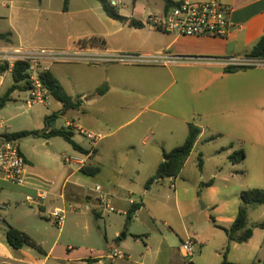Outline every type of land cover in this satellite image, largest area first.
<instances>
[{
  "label": "crops",
  "instance_id": "0c3cea01",
  "mask_svg": "<svg viewBox=\"0 0 264 264\" xmlns=\"http://www.w3.org/2000/svg\"><path fill=\"white\" fill-rule=\"evenodd\" d=\"M190 1L206 2L209 0ZM219 1L232 9L229 16L231 25L224 38H187L160 31L147 24V22L150 15H162L166 11L164 1L149 0V4L156 8L152 13H149L146 6L141 3H139L141 4L140 10H136V6L139 5L137 0L135 9L130 15L121 13L119 9L118 11L120 15L142 23V28H131L135 31L147 28L149 30L147 35L137 36L133 42L126 43L127 37L120 36L117 33L121 29L119 27L116 31L109 33L108 35L111 36H107V38L99 36L97 39L101 42L99 46L90 43L76 44L73 47L72 50H81L85 54L157 55L166 52L173 56L190 57L191 59L166 64L103 62V90L100 93L96 92L94 96L95 100L103 98V163L101 162L99 146L87 161L88 166L99 168V172L95 176L85 175L81 172V169L73 166L75 167L74 171L73 169L71 173L68 171L62 179L49 180L42 175L43 173L32 162L30 156L22 150L19 143L21 152L27 162L25 185L17 186L0 181V198L2 199L0 201V264H200L199 259L202 258L203 251L199 256L195 255V247L200 245L201 249L203 248L204 250L209 245V240L204 232L209 224L205 220L201 226L196 225L189 220V212L181 210L179 197L181 191L186 192L185 186L171 184V186L174 185L172 188H174L175 206L171 203L168 205L164 203L162 205L165 209L161 211L160 200L158 201L155 197L156 194H154V197L151 196L154 192V187L151 188V185L155 182L160 183L163 180L157 174L158 168L165 161V154L181 146L186 141L190 125L200 129L199 138L179 176L167 179L178 180L180 178L194 150L206 139L208 131L220 133L217 129L218 124H216L215 119H212L214 117L219 118L222 114L211 117V113H203L205 110L202 108L203 106H197V117L200 122H195L196 118L194 117L196 116H190V111L193 108L188 111L187 105L183 106L181 96L183 92L188 91L189 88H200L204 93L208 94L207 90L211 89L213 90L212 101L219 105V109H221L224 105L230 104L228 90L234 93L236 85L243 88L248 87L246 82L236 83L229 78L246 74L250 68L232 69L231 72H227L223 60L231 57H246L256 43L264 38V0ZM61 2L62 9L54 12L50 7L52 0H0V33H10L7 41H0V47H30L27 44L29 41L34 40L35 35L41 29L42 23L49 25L55 23L56 19L52 15H57V19L60 16L70 15L72 14L73 4L77 5L76 0H70L68 11L64 12V0H60V4ZM87 3L92 2L85 0L78 2L81 6ZM109 20L113 28L118 26L117 24L128 25L111 18ZM49 65L46 64L44 67L51 70ZM189 67L203 69L205 70L204 74H202L203 72L197 73V76L191 79L188 74L181 71L182 68ZM173 76H176V78H173ZM12 84L13 79L10 72L0 75V89H5L6 92ZM173 85H178V87L172 90ZM198 93L202 92L199 91ZM28 96L25 98L26 105H28ZM49 97L50 95H48ZM79 98L82 101L81 108L84 105L82 99L86 98V95ZM205 100L209 103L211 102V99ZM73 111L68 110L61 113V115L70 116V118L65 119V123L68 125L67 128L73 131V140L87 151L89 146H85L83 143L87 139L82 134L76 135L74 129L80 128L84 131L93 132L95 126L87 124L86 128H81L74 124L75 118L71 116ZM52 115H46L44 123L46 118ZM77 119L80 120L79 118ZM143 119L144 121L138 127L136 126L131 131H127L123 137L117 138L115 135L117 130L112 131L109 129V124L112 122L122 123L117 128L120 129ZM147 123L149 124L148 126ZM55 125V120L54 126L50 123L52 128ZM146 127L151 129L149 134L151 135L152 147L140 153L136 160L129 158V153L136 150L139 132ZM0 130H3L2 126H0ZM4 133L16 132L4 131L0 133V137ZM50 139H45L49 146L53 142ZM76 152L78 154L81 153ZM234 152L236 151H234L233 144H230L225 152L226 159L231 161L230 156ZM244 159H246V154ZM129 165L135 168L134 174H130L126 170L127 167H130ZM141 166L149 169L145 173L144 178L138 176L140 175L138 168ZM77 173L97 179V182L101 180L99 178L103 177L102 183L96 184L101 186V191L96 192L93 189L90 190L93 194H87L83 185L71 180L72 176ZM152 179L154 180L147 186ZM211 183L212 181H209L204 185H210ZM11 190H14L17 194L15 196H24L26 201H28V198L35 199L39 191L48 192V197L37 203L28 201L31 205H37L38 211L31 208H19L15 209V212L18 213L11 215L10 205L12 200L10 198L12 197H1L3 192L7 193ZM157 191L160 192V189L158 188ZM50 196L61 199L63 207L70 202H83L86 206L85 212L89 210V204H92L93 213L96 215H99L98 207L102 206L100 197L103 198L104 204L115 207L113 212L103 208L107 213V227L110 229L106 230L105 248L93 251L81 246V244L74 246L72 242L64 241L61 233L56 234L52 225L47 222L52 211V208L47 205V199ZM143 197L145 201H148L147 204L143 201ZM50 202L53 205L55 203L54 199ZM138 203L142 206L133 214L132 219L127 222L129 209L133 204ZM157 209L159 212H157ZM85 212L83 214H86ZM114 212L119 215L112 217ZM158 221L162 224V229L156 225ZM136 222L145 227L142 237L138 236L139 234H130L129 232L128 226L130 225V228H132V223L135 224ZM8 226H13L30 236L42 248V252L27 246L20 249L11 247L5 235ZM62 227L59 228V231ZM127 228L128 231L125 238H121L122 231ZM83 231L88 232L87 226L83 227ZM130 235H132V239H130ZM187 239L194 241V253L188 257L182 250V244ZM243 244L233 242L230 246V251L239 250ZM220 249L223 248H217L215 251V258L219 256ZM227 260L233 263L246 264L240 259L229 260L227 258ZM213 263L216 264V260ZM222 263L223 261L217 262V264ZM255 263L263 264L264 262L258 260Z\"/></svg>",
  "mask_w": 264,
  "mask_h": 264
},
{
  "label": "rangeland",
  "instance_id": "374dc122",
  "mask_svg": "<svg viewBox=\"0 0 264 264\" xmlns=\"http://www.w3.org/2000/svg\"><path fill=\"white\" fill-rule=\"evenodd\" d=\"M79 1L76 0L77 5L73 4L72 14L60 16L58 19L57 15H52L56 19L55 23L51 25L42 23L39 33L27 45L34 48L67 52L72 50L76 44L92 43L99 46L101 44L100 40H97L99 36L107 38V36H111L108 35L109 33L116 31L119 27L121 29L117 33L120 36L127 37L126 43H131L137 36L147 35L149 32L147 28L135 31L124 24H117L118 26L113 28L108 16L103 12L97 0H85L92 3L82 6L78 4ZM119 2L118 9L125 15H130L135 9L136 3L133 0H119ZM139 3L145 5L149 13L156 10L149 4V0H138ZM141 4L136 6V10H140ZM50 7L54 12L61 10L62 2L60 4V0H52ZM82 10L84 11L83 14ZM188 59L191 58L180 57V60H176L175 63ZM46 64H50V71L74 99L86 95L87 99H82L84 105L80 109L71 112V116L75 118L74 124L81 128H86L87 124L95 126L94 134L101 137L98 146L99 150H101L100 157L103 163V98L101 100L94 99L96 92L100 93L103 90V62L64 60ZM182 69L181 71L188 74L191 79L195 78L197 73L203 72L202 74H204L205 71L192 67ZM247 71L246 74L229 78L236 83L246 82L248 87L243 88L236 85L234 93L228 90L230 104L224 105L221 109H219V105L212 101L213 90L211 89L207 90L208 94L204 93L200 88H189L188 91L183 92L181 95L183 106L186 104L188 111L193 108L190 111V116H196L194 117L196 118L195 122H200L197 117V106H203L202 108L205 109L203 113L209 112L211 117L222 114L219 118L214 117L212 119H215L216 124H218L217 129L220 133L207 132L206 139L194 150L178 180L166 178L160 183L155 182L151 185V188L154 187V192L151 196L154 197V194H156L155 197L158 201L160 200L161 211L165 209L163 207L164 203H167V205L171 203L175 206L174 188H172L171 184L185 186L186 192L181 191L179 197L181 210L183 212L185 210L188 211L189 220L196 225L201 226L205 220L209 224V226L206 225L207 230L204 231L209 240V245L204 250L203 248L201 249L200 245L195 247V255L199 256L203 251L202 258L199 259L200 264H215L213 263L215 260L217 264V262L223 261L228 244L227 236L222 227L230 228L235 220L238 208L241 205V192L251 189H264V67H256ZM173 78H176V76H173ZM177 87L178 85H173L171 89L175 90ZM199 91L202 93H198ZM4 92L5 89H0V96ZM27 96V90H17L12 94V100L4 108L0 109V126L3 127L0 133L4 131L40 130L45 127L44 117L50 114L56 115V118L51 121V125L54 120L56 121L54 128L68 127L65 119L70 118V116L61 115L63 109L61 103L49 97L46 104L29 107L25 103ZM205 99H211V102L209 103ZM143 121L144 119L139 120L133 125L129 124L120 129L117 128L122 123L112 122L109 124V129L112 131L117 130L115 133L117 138L123 137L127 131H131L136 126L138 127ZM74 130L76 135L80 134L77 129ZM150 131L151 129L146 127L139 132L136 150L129 153V158L136 160L140 153L152 147ZM50 140L53 141L51 146L47 145V140L33 136L22 138L19 143L22 150L30 156L32 162L43 173L42 175L49 180L56 181L57 179H62L68 171L71 173L72 169L73 171L75 169L73 166L70 167L64 164V157L77 156L78 153L61 137H54ZM83 143L85 146L90 145L88 140L83 141ZM230 144H233L234 151L245 152L246 159L240 162H231L226 159L225 152ZM200 158L203 160L202 168L199 165ZM129 166L126 170L132 174L135 168L131 165ZM138 171L140 172L138 176L144 178L145 173L149 169L141 166ZM99 179L103 180V177ZM71 180L83 185L87 194L92 192L90 190L94 189L96 191V184L101 182V180L97 182V179L87 177L81 173L73 175ZM209 181H212L210 185H204ZM158 188L160 192L157 191ZM11 191L3 192L1 196L2 198L12 197H9L12 200L10 205L11 215L18 213L15 212V209L19 208H31L38 211L37 205H31L24 196H15L14 190ZM53 199L55 201L54 205L50 202ZM143 201L146 204L148 202L144 200V197ZM47 205L52 208L51 213L54 211V207L67 211L64 225L60 231L52 219L51 213L47 220L56 234L61 233L63 235L64 241L72 242L74 246L81 244V246L93 251L105 248L106 230L110 229L107 227L108 217L103 210V206L98 207L99 215H96L93 213L92 204H89V210L85 212L86 206L83 202H70L63 207L61 199L50 196L47 199ZM48 210L50 209L48 208ZM83 212L86 214H83ZM157 212H159L158 209ZM116 213L114 212L112 217L119 215ZM19 215L22 216L21 213ZM263 222L264 206H249L248 225L253 230V236L246 244L240 246L239 250L235 252L228 251L225 256L229 260L240 259L246 264L255 263L258 260L264 262V229L258 226V224ZM132 225V228H130V225L128 226L130 234L136 233L142 237L145 227L138 222L132 223ZM156 225L161 229L163 227L159 221L156 222ZM85 226L88 228L87 233L83 231ZM128 228L123 230L122 234L127 233ZM130 239H132V235H130ZM217 248L223 249H220L219 256L215 258Z\"/></svg>",
  "mask_w": 264,
  "mask_h": 264
},
{
  "label": "built area",
  "instance_id": "2783aa9c",
  "mask_svg": "<svg viewBox=\"0 0 264 264\" xmlns=\"http://www.w3.org/2000/svg\"><path fill=\"white\" fill-rule=\"evenodd\" d=\"M177 5L170 7L162 15H150L147 24L165 33L176 34L187 38H224L227 35L230 23L231 7L219 0L206 2H192L190 0H179ZM111 5L117 7L118 0H112ZM64 60H82L87 62H121L125 64H150V63H171L180 60V57L173 56L166 52L157 55H133L116 54L106 55L103 53L85 54L81 50H70L67 52L51 51L42 48L19 46L15 48L0 47V61L8 62L12 67L16 61H24L29 64L28 81L29 96L28 106L46 104L49 92L43 86L39 77L44 65L48 62ZM226 69H249L264 67V58L231 57L223 60ZM70 126V125H69ZM80 134L90 142L86 153L77 156H65L64 164L82 169L87 165L88 159L93 155L101 139L99 135L77 128ZM27 162L21 152L19 140L0 137V181H5L17 186H24L26 181ZM174 187V185H172ZM101 191V186H96V192ZM48 197V192L39 191L38 196L28 198L30 203L43 201ZM100 204L104 209L113 212L114 208L103 203L100 197ZM66 210L55 208L51 213L56 225L61 228L66 218ZM185 255L191 256L194 253V241L187 239L182 244Z\"/></svg>",
  "mask_w": 264,
  "mask_h": 264
},
{
  "label": "trees",
  "instance_id": "16d2710c",
  "mask_svg": "<svg viewBox=\"0 0 264 264\" xmlns=\"http://www.w3.org/2000/svg\"><path fill=\"white\" fill-rule=\"evenodd\" d=\"M137 0H133L135 3ZM165 3V10L170 7L177 5L179 2L174 0H162ZM105 14L116 21L127 23L133 28H142L143 24L136 21L135 19H130L119 14L118 8L111 5L110 0H98ZM70 0H64L63 11L67 12ZM10 37V33H0V41H7ZM248 58H264V38L260 39L256 45L252 48L251 52L246 55ZM28 68L29 64L24 61H16L11 67L8 62L0 61V75H4L8 72L11 73L13 84L12 86L0 96V109L4 108L6 104L12 100V94L17 90H29L28 81ZM251 69V68H250ZM227 72H231L232 69H226ZM39 77L42 81L43 86L48 90L50 97L54 98L56 101L62 104V112L64 113L68 110H76L80 108L82 101L80 98L74 99L69 95L63 86L60 84L58 79L53 75V73L48 70H41ZM56 115L46 118L45 128L42 130L33 131H20L16 133H4L1 137L7 139H22L28 136H33L37 138L50 139L53 137H61L68 144L72 146L75 151L86 153L87 151L77 144L74 140V133L69 128L56 129L50 126V123ZM200 129L194 125L189 126L188 136L186 141L176 148H174L169 153L165 154V161L161 163L158 168V176L162 179L166 178H176L181 173V170L187 161L188 157L191 155L195 143L200 135ZM245 154L243 151L234 152L230 156L232 162H239L244 160ZM199 165L202 166V159H199ZM81 172L88 176H95L99 172V168H93L86 165L81 169ZM154 179L149 181L147 186H149ZM241 205L238 208V213L233 221L230 228H223L227 239L228 245L226 248V253L230 251V246L233 242L243 244L248 242L253 236V230L248 225V210L249 206H264V189H251L242 191L240 194ZM140 203L133 204L127 213V222H129L133 214L141 207ZM259 227L264 229V222L258 224ZM7 242L9 245L15 249H20L23 247H30L38 252H42V248L26 233L14 228L13 226H8L5 232ZM225 253V255H226ZM224 255L222 264H239L233 263L227 260V256ZM258 264V263H251ZM264 264V263H263Z\"/></svg>",
  "mask_w": 264,
  "mask_h": 264
},
{
  "label": "water",
  "instance_id": "95a60500",
  "mask_svg": "<svg viewBox=\"0 0 264 264\" xmlns=\"http://www.w3.org/2000/svg\"><path fill=\"white\" fill-rule=\"evenodd\" d=\"M52 125H54V122L52 123ZM125 236H126V233H123V234L121 235V238H125Z\"/></svg>",
  "mask_w": 264,
  "mask_h": 264
}]
</instances>
